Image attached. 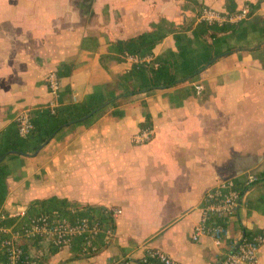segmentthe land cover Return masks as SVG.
<instances>
[{
	"label": "crops",
	"instance_id": "obj_1",
	"mask_svg": "<svg viewBox=\"0 0 264 264\" xmlns=\"http://www.w3.org/2000/svg\"><path fill=\"white\" fill-rule=\"evenodd\" d=\"M244 5L251 14L238 24L197 20L203 7L233 13ZM263 13L264 0H0V134L17 130L21 111L41 121L94 92L122 96L88 125L58 132L35 156L6 160L5 217L52 197L121 210L113 238H99L96 254H83L79 239L61 249L24 241L28 254L43 264H136L148 247L178 264H219L243 238L264 234ZM161 22L169 32L145 63L127 60L118 43ZM207 56L209 65L191 80L123 96L144 86L140 67L194 65ZM50 71L60 78L56 98L45 84ZM144 126L153 128L151 141L133 144ZM230 180L240 205L223 220L227 237L192 241L205 192ZM258 259L264 264V245Z\"/></svg>",
	"mask_w": 264,
	"mask_h": 264
},
{
	"label": "built area",
	"instance_id": "obj_2",
	"mask_svg": "<svg viewBox=\"0 0 264 264\" xmlns=\"http://www.w3.org/2000/svg\"><path fill=\"white\" fill-rule=\"evenodd\" d=\"M251 14L250 7L244 5L233 13H223L209 7H203L197 20L208 26L222 27L234 25L246 20ZM264 20V13L262 16ZM127 60L141 66L146 60L128 55ZM157 63L153 65L156 68ZM45 84L49 94L56 98L61 87L60 78L55 71H50L45 77ZM199 94L200 84L194 86ZM53 111V110H52ZM17 133L20 138H26L33 130V122L27 111H21L15 118ZM153 128L144 126L131 138L135 145L145 144L153 137ZM254 181L249 177L248 183ZM202 213L200 222L193 228L191 240L198 241L203 236H210L216 240L227 237L224 218L235 214L240 205V193L233 181L218 182L212 189L205 192L202 199ZM113 221L121 213L120 209H109ZM26 215V209H21L17 217ZM6 218L2 213L0 220ZM114 228H104L98 221L87 217H76L68 220L58 213H41L28 219L19 227L0 226V253L2 264H43L39 257L32 256L24 249V241H39L53 248L61 249L72 246L76 239L81 240L80 250L85 255H93L99 251L98 239L101 237L104 244L111 241ZM264 245V234L245 237L226 254L219 264H260L258 251ZM128 258L111 259L108 264H130ZM136 264H178L167 253L158 248H145Z\"/></svg>",
	"mask_w": 264,
	"mask_h": 264
},
{
	"label": "trees",
	"instance_id": "obj_3",
	"mask_svg": "<svg viewBox=\"0 0 264 264\" xmlns=\"http://www.w3.org/2000/svg\"><path fill=\"white\" fill-rule=\"evenodd\" d=\"M163 24L164 22L154 25L151 32L142 33L130 40L119 42L118 44L123 48V53L138 58H143L145 55L151 54L152 50L161 43L169 32ZM175 37L176 41L179 40V37ZM211 59V56H207L201 58V61L194 65L185 61L182 63H173L171 66L156 61L158 65L156 68L140 67L142 78L145 81L144 86L125 90L123 96L127 97V94L129 93L135 95L143 90H146L148 93L156 88H170L179 82L191 80L197 76L200 70L209 65ZM115 98L114 94H109L107 97H104L99 93L94 92V94L88 96L82 104L68 106L61 110H57L53 114L48 113L46 118L41 121L33 120V130L30 135L24 139L18 137L17 130H10L0 134V158L9 152L8 155L0 161V215L2 214V206L8 194L6 181L11 175L6 160L19 158L20 155L35 152L38 147L60 127L61 128L58 132L70 126L88 125L96 116L97 112L84 121L62 127L70 121L87 115L96 108H100L103 105H105V107L112 105L116 101ZM53 212L58 213L60 216L68 220H73L76 217H87L98 221L104 228H114V221L109 210L101 207L80 206L77 203L68 202L67 200H61L54 197L34 201L26 209V215L24 217H6L0 220V226L19 227L33 216L41 213L51 214ZM100 239L102 241L101 237ZM80 243L81 240H79V244Z\"/></svg>",
	"mask_w": 264,
	"mask_h": 264
},
{
	"label": "water",
	"instance_id": "obj_4",
	"mask_svg": "<svg viewBox=\"0 0 264 264\" xmlns=\"http://www.w3.org/2000/svg\"><path fill=\"white\" fill-rule=\"evenodd\" d=\"M143 91H145V90H143ZM142 91V92H143ZM128 96H132V93H129V94H127ZM122 96H120V97H117V98H121ZM117 98H115V99H117ZM105 105H103V106H101L100 108H96L95 110H93V111H91L90 113H88L87 115H85V116H83V117H81V118H79V119H76V120H73V121H70V122H68L67 124H65L64 126H62V127H65V126H67V125H73V124H75V123H78V122H81V121H84V120H86V119H88L91 115H93L94 113H96V112H98L100 109H102L103 107H104ZM61 128V127H60ZM60 128H58V129H56L51 135H50V137L49 138H47L39 147H38V149L35 151V152H33L32 154H25L26 156H35L38 152H39V150L42 148V147H44L46 144H48L49 142H50V140L52 139V138H54V136L57 134V132L60 130ZM9 153V152H8ZM8 153H6L4 156H2L1 158H0V161L3 159V158H5L7 155H8Z\"/></svg>",
	"mask_w": 264,
	"mask_h": 264
}]
</instances>
